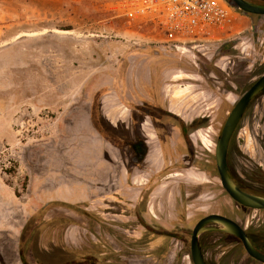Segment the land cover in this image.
<instances>
[{
    "label": "rangeland",
    "instance_id": "374dc122",
    "mask_svg": "<svg viewBox=\"0 0 264 264\" xmlns=\"http://www.w3.org/2000/svg\"><path fill=\"white\" fill-rule=\"evenodd\" d=\"M121 1L85 0L70 21L0 0V264H193L192 232L213 214L264 253V211L227 195L215 159L231 111L264 75V19L226 0L231 40L193 58L150 43L155 28L129 23ZM139 140L148 155L136 164ZM228 163L264 194V94ZM200 244L208 264H260L232 236Z\"/></svg>",
    "mask_w": 264,
    "mask_h": 264
},
{
    "label": "built area",
    "instance_id": "2783aa9c",
    "mask_svg": "<svg viewBox=\"0 0 264 264\" xmlns=\"http://www.w3.org/2000/svg\"><path fill=\"white\" fill-rule=\"evenodd\" d=\"M118 9L129 23L155 28L158 36L150 43L193 58L206 56L210 46L231 40V31L237 29L226 0H122Z\"/></svg>",
    "mask_w": 264,
    "mask_h": 264
},
{
    "label": "water",
    "instance_id": "95a60500",
    "mask_svg": "<svg viewBox=\"0 0 264 264\" xmlns=\"http://www.w3.org/2000/svg\"><path fill=\"white\" fill-rule=\"evenodd\" d=\"M239 11L256 16H264V7L252 5L245 0H228ZM264 91V75L240 98L231 111L218 140L215 150L216 167L222 188L227 195L239 206L264 211V197L243 191L231 178L228 169L229 149L244 115L255 97ZM206 233H218L238 239L247 255L260 264H264V253L258 251L250 240L247 231L237 222L218 214L209 215L195 226L190 242L191 259L193 264H208L202 251L200 237Z\"/></svg>",
    "mask_w": 264,
    "mask_h": 264
},
{
    "label": "crops",
    "instance_id": "0c3cea01",
    "mask_svg": "<svg viewBox=\"0 0 264 264\" xmlns=\"http://www.w3.org/2000/svg\"><path fill=\"white\" fill-rule=\"evenodd\" d=\"M3 2L25 8L29 17L46 18L54 14H68L66 19L75 21L81 15L85 0H3Z\"/></svg>",
    "mask_w": 264,
    "mask_h": 264
},
{
    "label": "trees",
    "instance_id": "16d2710c",
    "mask_svg": "<svg viewBox=\"0 0 264 264\" xmlns=\"http://www.w3.org/2000/svg\"><path fill=\"white\" fill-rule=\"evenodd\" d=\"M246 2L252 4V5H255V6H260V7H264V1L263 0H260L261 2H258V3H251L249 0H245ZM231 3V2H230ZM232 4V3H231ZM233 5V4H232ZM234 6V5H233ZM235 7V6H234ZM236 8V7H235ZM237 9V8H236ZM238 10V9H237ZM248 17H250L255 23L257 22V20H261V19H264V16H256V15H249V14H246ZM68 31L71 30V28H67ZM200 124V122H195L193 124V127H197L198 125ZM240 127V126H239ZM239 129V128H238ZM182 133H183V136H184V139L187 141V143L189 144V146H191V140H190V136L187 132V130L185 129V127L183 126L182 127ZM231 146V145H230ZM131 149L134 153V156H133V161L134 163L136 164H141L144 162V160L146 159L147 155H148V147L146 146L145 142L144 141H137L135 143H133L131 145ZM230 151V149H229ZM229 157V155H228ZM228 169H229V174L231 176V178L234 180V182H236V184H238V186L242 189V190H245V191H248V192H252L251 189L249 188V186L242 182L237 175H235L231 169L229 168V163H228ZM158 236H165L167 238H173V239H177V240H181L182 238L178 235V234H167V233H164V234H157ZM252 238V237H251ZM250 238V239H251ZM252 243L253 245L255 243L254 239L252 238ZM257 246V245H256ZM258 247V246H257ZM259 248V247H258ZM261 249V248H259ZM262 250V249H261ZM263 251V250H262ZM75 263V262H74Z\"/></svg>",
    "mask_w": 264,
    "mask_h": 264
},
{
    "label": "flooded vegetation",
    "instance_id": "af4514ba",
    "mask_svg": "<svg viewBox=\"0 0 264 264\" xmlns=\"http://www.w3.org/2000/svg\"><path fill=\"white\" fill-rule=\"evenodd\" d=\"M262 94H264V91L262 92V93H260L257 97H255L254 99H253V101L251 102V104H250V106H249V108L247 109V111H246V113H245V115H244V117L246 116V114L248 113V111H249V109H250V107L253 105V103L262 95ZM150 157H151V152H150V155H149V157H148V161H149V159H150ZM236 183V182H235ZM238 185V184H237ZM243 191H245V190H243ZM252 192L250 193V192H248V191H246V192H248V193H250V194H253V195H257V196H261V197H264V194H262V193H260V192H257V191H255V190H251ZM243 208V207H242ZM249 210V209H248ZM248 234V233H247ZM248 236H249V238H251V236L248 234ZM251 241H252V238L250 239ZM203 251V250H202ZM254 260V259H253ZM257 262V261H256Z\"/></svg>",
    "mask_w": 264,
    "mask_h": 264
}]
</instances>
